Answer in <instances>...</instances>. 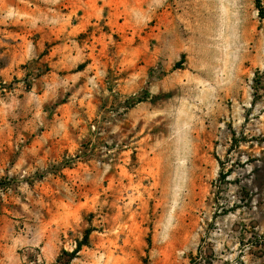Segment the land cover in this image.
Returning <instances> with one entry per match:
<instances>
[{
    "label": "rangeland",
    "instance_id": "374dc122",
    "mask_svg": "<svg viewBox=\"0 0 264 264\" xmlns=\"http://www.w3.org/2000/svg\"><path fill=\"white\" fill-rule=\"evenodd\" d=\"M0 264H264L256 0H0Z\"/></svg>",
    "mask_w": 264,
    "mask_h": 264
},
{
    "label": "trees",
    "instance_id": "16d2710c",
    "mask_svg": "<svg viewBox=\"0 0 264 264\" xmlns=\"http://www.w3.org/2000/svg\"><path fill=\"white\" fill-rule=\"evenodd\" d=\"M256 4H257V7L259 9V14H260L261 18L263 19L264 18V10L261 6V0H256ZM88 242H89V232L85 234V236L83 237L82 240L77 241L76 247L71 253L64 251V254H67L69 256L68 261L73 260L76 257V255L79 253V251H81L83 246L88 245Z\"/></svg>",
    "mask_w": 264,
    "mask_h": 264
}]
</instances>
